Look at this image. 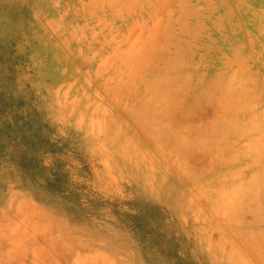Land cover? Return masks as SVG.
Masks as SVG:
<instances>
[{
    "label": "rangeland",
    "instance_id": "1",
    "mask_svg": "<svg viewBox=\"0 0 264 264\" xmlns=\"http://www.w3.org/2000/svg\"><path fill=\"white\" fill-rule=\"evenodd\" d=\"M126 1L0 0V264H264V0Z\"/></svg>",
    "mask_w": 264,
    "mask_h": 264
},
{
    "label": "bare ground",
    "instance_id": "2",
    "mask_svg": "<svg viewBox=\"0 0 264 264\" xmlns=\"http://www.w3.org/2000/svg\"><path fill=\"white\" fill-rule=\"evenodd\" d=\"M145 0H127L126 1V6H128L127 11H128V15L130 17L133 18V16H139V14L141 13H145L147 12V10H144V2ZM169 0H157V2H159V4L168 2ZM163 6L158 5V7L155 9V11H160L162 13V15H164L163 12ZM146 9V8H145ZM145 15V14H144ZM127 22H131L128 18L125 19ZM155 26L153 25V27L151 28L149 35L146 36L145 34L147 33H139L138 36H136L135 39H131L132 41H130V39L128 38V36H132L133 35V31L135 30V24L134 26H129L126 27V29L124 30L126 36L124 37V39H127L126 43H128V47H125L124 43H122V47L123 50L119 51L118 49H116L117 55L119 56L120 60L122 62H124L125 60H127L130 57V53H127L129 49H139V53L143 54L146 58V60H153L156 57H159V50L162 47V49L165 48L164 53L167 51V49L171 48L173 46V37H169L166 36L165 33L167 32V28L164 27V25H162L161 23H159V25L157 26V28L159 29V33H155L154 30H152ZM174 27H170L168 29V33L169 31H173L172 29H174ZM162 31V32H161ZM123 41V38H122ZM164 45V46H163ZM175 56V55H174ZM177 57L174 59V61L176 62ZM162 62V61H161ZM160 63V62H159ZM159 63L157 64L159 67ZM164 63V62H162ZM186 70V67H173L170 68L169 71L172 75H176L179 76L181 75L184 71ZM125 81L127 82L128 80L125 79ZM210 107V106H209ZM212 107V106H211ZM209 110V109H208ZM252 108H248V111H251ZM211 112V111H209ZM250 112L249 114L247 113L244 117V119L239 120L237 122V124H235V131L237 133V136H240L241 133H246V129L249 124L253 123V116L250 117ZM238 114V112H237ZM166 118V116L164 117ZM171 124V123H170ZM221 123L215 121V122H210L208 121L204 126H200V127H205L203 130H201L198 133H194V131H188L183 133L181 136L186 139L187 141L192 140L193 138H195V142L198 144H202V146H204V148L206 147V144H208L209 142H211L212 137H216L218 139L222 138H228V136H230V129H224L222 131H219L218 128H220ZM170 126V125H169ZM206 133L207 136H209V138H202L203 134ZM175 136V134H174ZM180 137V136H179ZM224 146V141L223 140H218L217 141V145H216V152L215 154L219 155V153L221 152V147ZM213 149V148H212ZM249 188V185L240 188L238 190H234L232 193H230L229 197H226L222 202L224 203L223 207L224 208H230V209H234L236 208L239 204L248 201L249 205L253 204V192L250 194L247 191V189ZM260 204L261 202H255ZM254 203V204H255ZM223 207L221 209H223ZM263 205L260 204L259 209L256 210V214L260 215V216H264V209H263ZM263 213V214H261ZM248 215V214H247ZM246 215V216H247ZM263 233V232H262ZM260 233L259 236L262 234Z\"/></svg>",
    "mask_w": 264,
    "mask_h": 264
}]
</instances>
